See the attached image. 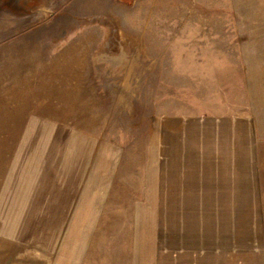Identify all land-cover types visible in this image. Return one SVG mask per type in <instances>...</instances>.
<instances>
[{"label":"rangeland","instance_id":"obj_1","mask_svg":"<svg viewBox=\"0 0 264 264\" xmlns=\"http://www.w3.org/2000/svg\"><path fill=\"white\" fill-rule=\"evenodd\" d=\"M263 17L264 0H0V264H264V140L258 204H165L155 179L167 120L245 102ZM65 128L119 160L101 203L61 174L47 193Z\"/></svg>","mask_w":264,"mask_h":264},{"label":"crops","instance_id":"obj_2","mask_svg":"<svg viewBox=\"0 0 264 264\" xmlns=\"http://www.w3.org/2000/svg\"><path fill=\"white\" fill-rule=\"evenodd\" d=\"M252 24L264 29V17L261 24L258 21ZM262 33L263 35L258 30L250 32L252 35L240 43L248 75L252 78L250 84L243 87V104L224 114L193 116L167 120L166 125L163 123L158 135L161 146L158 153L160 164L158 176L155 177L159 180L158 195L161 203L195 205V209H200L201 205L261 202L257 157L259 141L264 140V32ZM248 51L253 53L248 55ZM62 134L64 139L69 136L71 147L64 148L63 153L60 149H48L51 157L57 156L58 167L62 169L56 170L55 158L50 162L48 160L45 171L47 193H50L52 186L55 187L51 174H61L58 175L59 181L63 182H60V186L66 189L65 194L77 197L75 203L88 202L83 197H87L89 187L95 196V203H101L105 175L112 178L119 171V160L114 164L111 161L105 163L101 148L97 150L82 147V143L77 141L72 144L77 135L69 128L59 129L55 135H51L50 142L53 138L55 141L53 136L58 135L60 139ZM94 151L97 153H93ZM148 155L151 156V149ZM150 168L147 165L142 171L144 188H147L142 203L151 201ZM45 173L43 172L42 178L47 181ZM38 178L42 180L40 173ZM38 187L42 189L43 186L39 184ZM86 217L85 214L84 219Z\"/></svg>","mask_w":264,"mask_h":264}]
</instances>
